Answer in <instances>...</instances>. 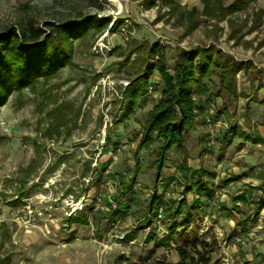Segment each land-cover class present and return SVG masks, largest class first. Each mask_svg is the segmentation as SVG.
Returning <instances> with one entry per match:
<instances>
[{
	"label": "rangeland",
	"instance_id": "obj_1",
	"mask_svg": "<svg viewBox=\"0 0 264 264\" xmlns=\"http://www.w3.org/2000/svg\"><path fill=\"white\" fill-rule=\"evenodd\" d=\"M235 2L0 0V32L30 20L110 19L75 39L58 73L1 108L0 264L173 262L174 245L201 236L215 238L221 264H264V0L225 15ZM155 43L170 70L180 50L215 48L234 60L230 86L218 70L203 81L207 92L196 97L207 105L184 151L137 148L160 97V76L144 64ZM198 175L212 195L187 191Z\"/></svg>",
	"mask_w": 264,
	"mask_h": 264
},
{
	"label": "trees",
	"instance_id": "obj_2",
	"mask_svg": "<svg viewBox=\"0 0 264 264\" xmlns=\"http://www.w3.org/2000/svg\"><path fill=\"white\" fill-rule=\"evenodd\" d=\"M248 1L250 0H237L225 7V15L244 9ZM206 13H209L208 8ZM109 25L110 19L90 16L80 17L72 22H45L42 27L30 20L19 27L0 32V111L12 94L20 93L26 88L33 90L41 79L51 78L65 67L70 62L75 39L86 35L90 29L102 32ZM117 26L118 23H114L110 31H114ZM233 63L234 60L215 48L194 50L191 53L180 50L170 70L165 63V49L157 43L153 44L145 57V70L150 74L156 70L162 85L159 99L146 113L143 135L137 148L146 150L159 142L164 154L173 148L184 151L185 135L196 124L198 114L207 105L206 100L201 103V99L197 101L196 97L207 92L203 81L218 70L221 86H230L231 82L226 77ZM141 81L143 86H138ZM147 82L148 77L145 76L137 80V86H132V94L136 97L141 88L146 90L147 86L144 84ZM188 171L182 169L186 179L189 178ZM134 183L132 179L131 187ZM204 184L198 175L194 185L187 191H192L193 186H196L201 195H212ZM159 205L161 198L154 199L150 209L154 211ZM263 205L261 201L260 209ZM182 215L181 208L173 213L172 230L166 243L174 240L176 218ZM188 223V220H184V224ZM173 248L179 258L176 263L155 258L151 264H221L219 259L214 260L213 257L219 248L215 238L207 240L205 236H201L184 239ZM150 259L152 256H148V260Z\"/></svg>",
	"mask_w": 264,
	"mask_h": 264
},
{
	"label": "built area",
	"instance_id": "obj_3",
	"mask_svg": "<svg viewBox=\"0 0 264 264\" xmlns=\"http://www.w3.org/2000/svg\"><path fill=\"white\" fill-rule=\"evenodd\" d=\"M149 89L152 90L151 87H149ZM206 124H207L208 127L211 129V132H212L211 137L213 138V137H214V134H213V127H214L213 124H214V121L212 120V118L207 117V118H206ZM157 216H158V224H160V222H161V218H162V215H161V214H158Z\"/></svg>",
	"mask_w": 264,
	"mask_h": 264
},
{
	"label": "crops",
	"instance_id": "obj_4",
	"mask_svg": "<svg viewBox=\"0 0 264 264\" xmlns=\"http://www.w3.org/2000/svg\"><path fill=\"white\" fill-rule=\"evenodd\" d=\"M219 259V258H217ZM179 260L178 255L176 254V252L174 253V259H173V263H176ZM251 260L255 261L256 260V255L255 254H251Z\"/></svg>",
	"mask_w": 264,
	"mask_h": 264
}]
</instances>
